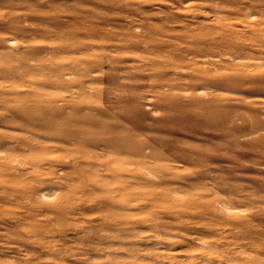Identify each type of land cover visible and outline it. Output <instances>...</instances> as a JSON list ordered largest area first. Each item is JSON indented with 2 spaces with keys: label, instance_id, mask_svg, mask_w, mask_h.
I'll return each instance as SVG.
<instances>
[{
  "label": "rangeland",
  "instance_id": "rangeland-1",
  "mask_svg": "<svg viewBox=\"0 0 264 264\" xmlns=\"http://www.w3.org/2000/svg\"><path fill=\"white\" fill-rule=\"evenodd\" d=\"M0 264H264V0H0Z\"/></svg>",
  "mask_w": 264,
  "mask_h": 264
},
{
  "label": "bare ground",
  "instance_id": "bare-ground-1",
  "mask_svg": "<svg viewBox=\"0 0 264 264\" xmlns=\"http://www.w3.org/2000/svg\"><path fill=\"white\" fill-rule=\"evenodd\" d=\"M222 62V61H221ZM193 71V70H192ZM74 104V103H73ZM73 106V105H72ZM76 108V107H75ZM72 109H73V107H72ZM77 109H78V107H77ZM58 126V125H57ZM81 133V132H80ZM78 135V134H77ZM123 135V134H122ZM103 154H105V152L103 153ZM96 241V240H95ZM198 244V243H197ZM218 256V255H217ZM220 257V256H219ZM221 258V257H220ZM200 260V259H199ZM223 260V259H222Z\"/></svg>",
  "mask_w": 264,
  "mask_h": 264
}]
</instances>
